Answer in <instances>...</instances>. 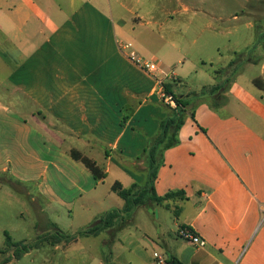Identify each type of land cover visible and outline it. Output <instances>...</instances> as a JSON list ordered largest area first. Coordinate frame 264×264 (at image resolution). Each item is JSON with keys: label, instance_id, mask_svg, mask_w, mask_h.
<instances>
[{"label": "crops", "instance_id": "1", "mask_svg": "<svg viewBox=\"0 0 264 264\" xmlns=\"http://www.w3.org/2000/svg\"><path fill=\"white\" fill-rule=\"evenodd\" d=\"M251 2L0 0V175L67 235L121 212L97 236L41 253L55 251L57 264H159V255L167 264H264V41ZM258 14L264 22L263 6ZM185 42L203 45L196 57L182 53ZM131 51L155 53L157 71ZM253 65L259 75L248 79ZM197 75L212 82L191 87ZM156 80L186 100L178 143L162 150L153 186L157 196H183L127 214L112 186H145L136 163L176 111ZM182 226L205 246L181 238Z\"/></svg>", "mask_w": 264, "mask_h": 264}, {"label": "rangeland", "instance_id": "2", "mask_svg": "<svg viewBox=\"0 0 264 264\" xmlns=\"http://www.w3.org/2000/svg\"><path fill=\"white\" fill-rule=\"evenodd\" d=\"M258 1L259 0H252L251 3L252 6L257 9L256 18L257 21L260 20L261 22L258 28L260 35L259 39L261 42H263L264 22L262 21L258 12L262 6L264 7V4H260ZM202 46L203 45L201 43L198 45H193L186 42L180 45L182 48V53L187 54L191 58H194L199 54L200 47L202 48ZM141 57L151 61L154 60L156 55L155 53H149ZM177 66L179 69L182 67L181 64H178ZM259 72V66H250L247 69L246 78L249 79L258 76ZM199 78L202 80H199ZM194 79L195 83H191V87L194 88L196 87V82H200L201 84H210L212 82V78L208 76L197 75ZM170 86L172 91L177 95L187 94L185 85L176 87L174 84H171ZM183 100H186V98L184 97ZM172 138L173 134L171 133L164 144L157 146L154 152V162L151 161L150 153L148 152L147 155L142 157V159L136 163L138 169L144 170L145 174L147 175V181L145 184L146 187L149 185L151 175L160 161L162 150L165 144L170 142ZM115 158L117 159L116 156ZM41 206L42 204L40 201L38 204L33 203L32 198L28 195L23 186L15 185L14 182L8 181L7 178L0 175V264H57V256H53L55 251L52 249L50 250V248H46V252H40L41 248L53 246L49 242H44V239L57 233L55 227L52 226L53 229L49 228L48 223H46V221L41 218ZM167 218L169 219V222L172 223L174 221V214H167ZM138 221L140 222L141 218H139ZM78 224L79 223L76 222L75 227L78 226ZM7 235L11 237L13 243L30 242L32 245L36 244V247L31 253H29V255L22 254L20 248L7 246ZM51 256H53V258H50ZM6 261L8 262L6 263Z\"/></svg>", "mask_w": 264, "mask_h": 264}, {"label": "trees", "instance_id": "3", "mask_svg": "<svg viewBox=\"0 0 264 264\" xmlns=\"http://www.w3.org/2000/svg\"><path fill=\"white\" fill-rule=\"evenodd\" d=\"M263 47H264V43H263ZM240 56H241V54L239 55V57ZM235 63H236V60H234L231 63L230 68H232ZM254 83H255V85H257L260 88L263 87V84L259 78H256L254 80ZM166 89H167V87H166ZM167 91L169 93H171L168 89H167ZM171 94L176 99L178 106L180 108L177 109L176 111H174L173 117H171L170 119L165 120L161 123V133L158 135V137L152 143V145H151L152 147H150L148 150V152L150 153V159L152 162H154V160H155V153H154L155 149L157 148V146L164 144L165 141L169 138V135L171 133L173 134V138L170 142L165 144L163 149L172 147L178 143V139H177L178 130L180 129L181 124L184 121V110L182 108L184 106V102L182 99H180L179 97H177L173 93H171ZM71 154H72L74 159L82 161L83 164L93 173L94 177L97 180H102L105 177V173L102 171V169L98 166V164L95 161H93L92 159L82 155L79 151L74 150V149L72 150ZM156 168H157V166H156ZM156 174H157V171L155 169L151 175L149 185L147 187L144 186L141 188L138 185H133L131 188L125 189L120 182H116L112 186V189L115 192H117L122 197V199L125 201V206H124L122 212L129 214L135 208H137L139 206H143V205L145 206V205H151V204L162 205V204H164V202L166 200H169V199L174 198L176 196H178V197L183 196L182 192L168 193L167 195H165L163 197L157 196V194L154 190V186H153V181L156 177ZM120 213L121 212H118V211L111 212L105 218H103L101 220L100 224L92 226L86 230H82L75 235H67V234L57 230V233L55 235H53V236L51 235V236L47 237L46 239H44V242H49L52 245H55V244L63 242V241L69 242V241L77 238L78 236H90V235L97 236L101 231H104L108 228H111L113 226V221H115V219H117L120 216ZM175 214H176L175 216L178 217V213L176 212ZM183 227L184 226H182L181 228H183ZM6 243H7L8 247L20 248L22 254H26V253L30 252L31 250L35 249V247H36V244L32 245L30 242H28V243H13L12 239L9 235H7ZM7 262L8 261H6V263Z\"/></svg>", "mask_w": 264, "mask_h": 264}, {"label": "built area", "instance_id": "4", "mask_svg": "<svg viewBox=\"0 0 264 264\" xmlns=\"http://www.w3.org/2000/svg\"><path fill=\"white\" fill-rule=\"evenodd\" d=\"M125 49H130L131 44L124 45ZM129 57L132 61H134L137 65L141 66L145 70H147L149 73H155L158 69V66L153 61H148L142 57H139L135 52L131 51L129 54ZM157 86L160 90V95L164 103H166L168 106L172 107L173 109L177 110L179 108L178 103L174 96L169 93L164 86L163 82L161 80H156ZM179 236L183 238L184 240H187L194 244L195 246H205L206 242L205 240L201 239L195 231L192 228L189 227H183L179 230ZM159 264H167V259L159 255L157 257Z\"/></svg>", "mask_w": 264, "mask_h": 264}, {"label": "water", "instance_id": "5", "mask_svg": "<svg viewBox=\"0 0 264 264\" xmlns=\"http://www.w3.org/2000/svg\"><path fill=\"white\" fill-rule=\"evenodd\" d=\"M169 264H173V263H169Z\"/></svg>", "mask_w": 264, "mask_h": 264}]
</instances>
